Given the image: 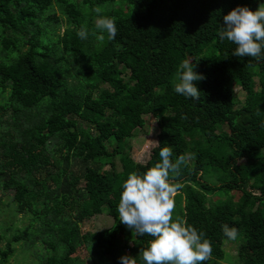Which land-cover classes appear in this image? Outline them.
Instances as JSON below:
<instances>
[{
	"label": "trees",
	"instance_id": "obj_1",
	"mask_svg": "<svg viewBox=\"0 0 264 264\" xmlns=\"http://www.w3.org/2000/svg\"><path fill=\"white\" fill-rule=\"evenodd\" d=\"M262 3L0 0V191L32 219L0 251V264L22 243L44 247L42 264H84L80 248L94 264L126 254L142 264L152 237L120 223L117 206L128 174L151 167L166 145L173 161L195 154L173 177L181 185L173 219L212 242L203 264L226 260L224 224L242 239L237 263L264 264V59L234 56L236 45L218 35L232 9ZM97 8L116 18L115 40L96 28ZM83 26L87 40L77 36ZM186 58L206 77L195 82L198 101L175 92ZM146 116L157 120L160 145L139 163L129 140ZM103 214L113 226L83 234L81 225Z\"/></svg>",
	"mask_w": 264,
	"mask_h": 264
},
{
	"label": "clouds",
	"instance_id": "obj_2",
	"mask_svg": "<svg viewBox=\"0 0 264 264\" xmlns=\"http://www.w3.org/2000/svg\"><path fill=\"white\" fill-rule=\"evenodd\" d=\"M98 15L95 26L106 32L110 40H115L118 28L116 18ZM219 39L235 44L233 55L264 59V3L255 10L238 5L227 15L218 30ZM77 36L87 40V26L81 27ZM104 39L103 35L99 36ZM190 59H184L177 71L175 92L185 98L198 101L200 91L195 82L206 79L194 71ZM159 146V142H155ZM194 153L182 154L173 161V148L166 145L159 149V159L145 171L130 172L122 183L117 211L120 223L135 231L140 237L146 234L152 239L142 250V264H203L213 252L212 242L206 234L173 213L175 196L181 185L173 177L180 173L181 165L194 158ZM225 237L235 240L238 229L227 224L221 226ZM118 264H137L131 255L118 258Z\"/></svg>",
	"mask_w": 264,
	"mask_h": 264
},
{
	"label": "rangeland",
	"instance_id": "obj_3",
	"mask_svg": "<svg viewBox=\"0 0 264 264\" xmlns=\"http://www.w3.org/2000/svg\"><path fill=\"white\" fill-rule=\"evenodd\" d=\"M109 7L111 5H105ZM98 9V8H97ZM110 8H100L99 15H106ZM58 17L62 19L59 33L63 34L66 19L60 15L56 10ZM96 15H98L96 11ZM97 19V18H96ZM107 88L106 86L102 87ZM259 90V88H257ZM237 98L240 101H244V92L236 87ZM9 115L4 116L2 122L9 120ZM146 126L143 129H138L130 142V154L132 158L139 163H146L152 150L157 147L155 142H158V123L157 120L152 116H146ZM4 123L0 125V131H5ZM109 168V167H108ZM13 193L0 191V251H4L7 247L8 242L13 240V237L18 231H22L31 223V216L27 213L19 214L16 211V206L13 201ZM113 226V219L108 217L106 214L95 216L94 218L86 220L82 225L81 229L83 234L95 233L101 230L109 229ZM224 250L226 251V260L221 264H233L234 261L237 263V251L242 244V239L237 237L235 240L225 241ZM15 250L14 255L9 259L7 264H42V260L45 258L46 250L39 243L35 246H28L27 244H13ZM75 257H78L84 264H94L90 257V254L85 248L78 249Z\"/></svg>",
	"mask_w": 264,
	"mask_h": 264
}]
</instances>
